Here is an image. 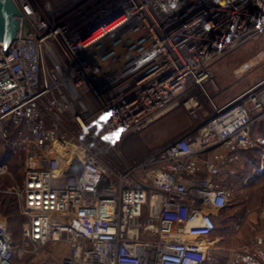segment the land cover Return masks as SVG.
Wrapping results in <instances>:
<instances>
[{
    "label": "built area",
    "instance_id": "built-area-1",
    "mask_svg": "<svg viewBox=\"0 0 264 264\" xmlns=\"http://www.w3.org/2000/svg\"><path fill=\"white\" fill-rule=\"evenodd\" d=\"M13 1L30 28L0 46V151L25 223L15 244L0 216V264L46 247L39 264H210L224 181L264 153V78L217 103L215 66L264 35V0ZM180 110L193 126L123 161L125 138ZM226 264H264V235Z\"/></svg>",
    "mask_w": 264,
    "mask_h": 264
},
{
    "label": "rangeland",
    "instance_id": "rangeland-1",
    "mask_svg": "<svg viewBox=\"0 0 264 264\" xmlns=\"http://www.w3.org/2000/svg\"><path fill=\"white\" fill-rule=\"evenodd\" d=\"M249 61H255V64L243 73H236L241 65ZM262 78H264V35L248 42L228 59L215 66V83L218 87L217 103L233 99ZM194 124L195 122L182 110L162 118L137 135L134 144L138 145V149L136 148V155L133 158L146 157L158 147L180 137ZM122 159L125 162V159ZM234 170H239L240 176L231 180L232 195L227 208L222 215L217 216V228L210 238L212 241L210 264H226L232 254L249 248L256 236L264 235L263 150L255 151V160L252 163L243 158L234 166ZM21 176L22 170L15 169L12 179L0 178V187L19 184ZM0 199H2L1 196ZM1 214L0 211V216ZM13 222L10 230L14 236H17L25 223V218L17 214ZM52 249L46 247V251L36 257V264L43 262ZM66 252L65 248L53 254L63 256Z\"/></svg>",
    "mask_w": 264,
    "mask_h": 264
},
{
    "label": "trees",
    "instance_id": "trees-1",
    "mask_svg": "<svg viewBox=\"0 0 264 264\" xmlns=\"http://www.w3.org/2000/svg\"><path fill=\"white\" fill-rule=\"evenodd\" d=\"M263 132H264V121H260V122L255 124L254 134L258 135V134H261ZM136 137H137V135L129 136V137L125 138V140L119 146V150L121 152L122 158H124L125 162L128 163V164H131L134 161H138V160L142 159V158H140V159L139 158L138 159L133 158L136 155L135 154L136 153L135 152L136 148L138 149V145L134 144L136 142V141H134ZM255 151H257V149L243 152L241 154V160L243 158H246L247 161L252 163L255 160ZM105 152L109 156L110 159H112V160L114 159V155L110 151V149H107ZM0 163L8 164V166L11 168L12 171H15V169H18V165L14 161V158L11 157V156H7L5 153H2L1 151H0ZM239 176H240L239 170L238 171L234 170L225 179L224 182L226 184L230 185L231 180L234 177L238 178ZM0 178L8 179L7 177H0ZM8 188L9 187H5V186H1L0 187V196L2 197V199H0V211L2 212L1 216L4 217L5 220H6L7 229H8V232H9L13 242L15 244H18L20 242L22 227L20 229L19 234L17 236H14L13 233L11 232V230H10V225L14 223L13 221L15 219V216L17 214H20V210H19V206H18V202H17L16 197L13 194L8 192ZM5 197L6 198L7 197L8 198H12V199L5 200V199H3ZM13 199H14V201H13ZM226 208H227V206L223 210H221V212L219 214L222 215ZM215 222H216V228H217V217L215 218ZM216 228H215L214 232L216 231ZM213 233H212V235H213ZM212 235H211V237H212ZM29 260H30V258H27V257L24 258V259H21V260L17 259L16 257L14 258V262L16 264H26V263L29 262Z\"/></svg>",
    "mask_w": 264,
    "mask_h": 264
},
{
    "label": "water",
    "instance_id": "water-1",
    "mask_svg": "<svg viewBox=\"0 0 264 264\" xmlns=\"http://www.w3.org/2000/svg\"><path fill=\"white\" fill-rule=\"evenodd\" d=\"M29 28V24L13 0H0V46L3 50L12 40L25 39ZM254 64L255 61H249L241 65L236 73H243Z\"/></svg>",
    "mask_w": 264,
    "mask_h": 264
}]
</instances>
